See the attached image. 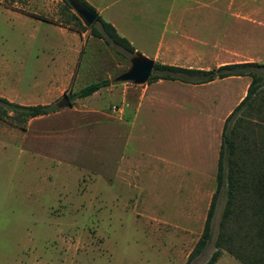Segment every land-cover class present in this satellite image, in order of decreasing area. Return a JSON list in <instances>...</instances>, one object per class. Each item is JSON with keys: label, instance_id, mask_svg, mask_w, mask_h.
Segmentation results:
<instances>
[{"label": "rangeland", "instance_id": "1", "mask_svg": "<svg viewBox=\"0 0 264 264\" xmlns=\"http://www.w3.org/2000/svg\"><path fill=\"white\" fill-rule=\"evenodd\" d=\"M192 5L206 9L212 34L221 39L227 26L224 12L255 11L260 13L256 22H264V0H192ZM64 6L63 0H0V60H10L11 72L20 70L24 76L20 96L11 95L9 101L18 103L17 97L27 104L57 107L25 121L18 115L0 118V264H182L201 234L216 187V162L203 175L199 171L192 177L178 178L173 175L177 171L163 174L153 165L157 143L166 133L165 114L155 119L160 137L155 128L139 142L134 137L126 141L125 116L132 109L113 111L112 105L121 104L117 99L111 106L109 98L101 99L97 108L103 113L88 112L86 106H58L64 94L104 77L112 80V92L123 89L126 81L114 77L130 62L119 45L89 29L79 30ZM228 19L235 32L237 22ZM94 23L100 26L99 21ZM50 25L53 30L46 32ZM241 25L253 28L249 23ZM62 27L77 36L62 41ZM232 41L264 60V46H248L247 39ZM62 43H68L65 55L76 56L74 75L54 90L49 84L33 87L34 76L40 75L31 74L35 57L41 60L51 49L52 54L61 53L57 50ZM180 58L189 62L190 54ZM175 122L178 146L191 141L197 148L201 138L186 125L182 113ZM181 150L180 161L192 158ZM127 157L134 164L152 166L138 176L125 175ZM195 157H199L196 150L192 163L202 164ZM225 200L223 187L212 217L211 240L188 264L204 263L215 249ZM214 264L243 263L223 250Z\"/></svg>", "mask_w": 264, "mask_h": 264}, {"label": "crops", "instance_id": "2", "mask_svg": "<svg viewBox=\"0 0 264 264\" xmlns=\"http://www.w3.org/2000/svg\"><path fill=\"white\" fill-rule=\"evenodd\" d=\"M87 1L119 34L131 42L136 51L157 62L208 69L229 62L262 61L254 57L252 52L244 51L242 47L245 45H234L235 42L232 41L247 39L248 46H264V22H256L260 19V13L255 11L245 13L236 9L235 12H224L227 15L224 27L227 26L221 39L218 34H212L211 15L205 8L193 7L192 0ZM9 11L21 15L19 10ZM228 17L237 22L235 32L229 27ZM242 23H249L253 28L244 29ZM50 29L51 25L45 31L49 32ZM76 36V32L67 27L60 30L62 41L68 42L70 37ZM59 47L61 49L57 51L61 53L57 55L52 54L51 49L41 60L37 59L38 56L35 57L34 71L31 74L39 72L40 75L34 76L33 87L49 84L48 88L54 90L56 84H67L74 75L76 56L70 59L72 56L64 54L68 51V43H62ZM186 53L190 54L189 62L180 58V55ZM211 63L215 65L210 66ZM11 71L10 60H0V96H6L8 100L11 95L20 96L24 80L22 71L19 70L17 74ZM250 80L251 77L247 74L229 75L198 83L157 78L140 84L123 82V89L119 90L117 87L115 93L112 92L113 84L110 83L89 95L77 97L76 101L72 99L71 106H86L88 112L103 113L104 110L97 108L101 105V99L109 98L110 106L116 99L119 100L121 104L117 105L123 106L124 113L129 107L132 109V113L125 116L126 141L134 137L143 142L146 135L155 128L158 129L157 135L160 137V127L158 128L155 119L165 114L167 120L162 129L166 130V133H163V138L157 143L159 148L156 150L157 156L153 166L163 174L166 171H177L173 175L178 178L192 177L197 174L196 171L203 175L213 162L217 165L225 119L246 95ZM15 100L20 104H27L17 97ZM181 113L186 125L192 127L196 137L201 138L198 139L197 148H194L191 141H187L182 147L178 146L174 139L179 129L175 118ZM181 148L184 152L192 154V158L196 150L199 157L195 159L198 161L199 158L202 164L192 163V158L180 161L177 154L182 152ZM125 162L124 174L128 176H138L140 170L152 166L142 165L141 161L134 164L129 157L125 158Z\"/></svg>", "mask_w": 264, "mask_h": 264}, {"label": "trees", "instance_id": "3", "mask_svg": "<svg viewBox=\"0 0 264 264\" xmlns=\"http://www.w3.org/2000/svg\"><path fill=\"white\" fill-rule=\"evenodd\" d=\"M64 1L65 14L81 29L123 48L121 53L130 58L136 51L131 42L99 13L90 25L83 23ZM95 9L87 0H76ZM130 63V62H129ZM129 66V65H128ZM264 61H238L223 63L208 69L185 67L155 61L147 81L157 78L180 79L186 82H206L229 75L247 74L251 77L247 93L227 115L221 134L217 161L216 187L206 212L201 234L185 262L201 254L212 237V217L223 187L226 200L218 231L215 249L202 264H214L226 250L243 264H264ZM127 68V67H126ZM125 68V69H126ZM123 71V70H122ZM115 78V77H114ZM115 80V79H114ZM112 82L108 77L90 81L68 93L70 100L93 93ZM4 103L6 106H1ZM52 104H20L0 96V118L19 116L20 121L56 110ZM12 112L13 114H9Z\"/></svg>", "mask_w": 264, "mask_h": 264}, {"label": "water", "instance_id": "4", "mask_svg": "<svg viewBox=\"0 0 264 264\" xmlns=\"http://www.w3.org/2000/svg\"><path fill=\"white\" fill-rule=\"evenodd\" d=\"M76 14L84 24H92L98 12L76 0H68ZM155 60L145 54H134L130 57L129 66L115 76V81H127L136 84L144 83L148 80L154 66ZM58 106H69L71 100L68 94H64L58 101Z\"/></svg>", "mask_w": 264, "mask_h": 264}, {"label": "built area", "instance_id": "5", "mask_svg": "<svg viewBox=\"0 0 264 264\" xmlns=\"http://www.w3.org/2000/svg\"><path fill=\"white\" fill-rule=\"evenodd\" d=\"M112 107H113V111H117L119 113H121L123 110V106L112 105Z\"/></svg>", "mask_w": 264, "mask_h": 264}]
</instances>
